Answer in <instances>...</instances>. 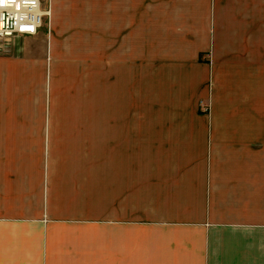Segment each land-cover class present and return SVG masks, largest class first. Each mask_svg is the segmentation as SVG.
<instances>
[{"label":"crops","instance_id":"crops-1","mask_svg":"<svg viewBox=\"0 0 264 264\" xmlns=\"http://www.w3.org/2000/svg\"><path fill=\"white\" fill-rule=\"evenodd\" d=\"M263 1L47 0L2 40L0 264H264Z\"/></svg>","mask_w":264,"mask_h":264},{"label":"built area","instance_id":"built-area-1","mask_svg":"<svg viewBox=\"0 0 264 264\" xmlns=\"http://www.w3.org/2000/svg\"><path fill=\"white\" fill-rule=\"evenodd\" d=\"M49 16L50 8H42L40 0H0V42L36 34Z\"/></svg>","mask_w":264,"mask_h":264},{"label":"rangeland","instance_id":"rangeland-1","mask_svg":"<svg viewBox=\"0 0 264 264\" xmlns=\"http://www.w3.org/2000/svg\"><path fill=\"white\" fill-rule=\"evenodd\" d=\"M46 1L47 0H40V2H42L41 3V7L42 8H44L45 6H46ZM257 1H259V0H257ZM264 2V1H263ZM48 18L47 17H44L43 18V25H42V27L40 28V32L41 33H45L46 31H47V22H48V20H47ZM262 33V32H261Z\"/></svg>","mask_w":264,"mask_h":264}]
</instances>
